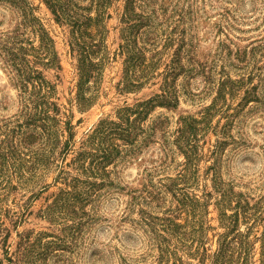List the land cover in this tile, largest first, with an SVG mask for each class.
Segmentation results:
<instances>
[{
  "label": "rangeland",
  "instance_id": "rangeland-1",
  "mask_svg": "<svg viewBox=\"0 0 264 264\" xmlns=\"http://www.w3.org/2000/svg\"><path fill=\"white\" fill-rule=\"evenodd\" d=\"M29 1L35 7L37 21L55 41L58 53L57 64L36 63V68L56 84L63 139L68 137L66 122L71 121L75 146L64 157L63 169L70 172L64 176H58L60 169L53 166L49 172H41L24 183L11 171L9 178L13 188L0 202V264H28L32 254L24 252L25 244L21 241L30 232L31 238L41 234L43 243L46 242V247L40 244L33 252L39 264H158L157 232L163 233L162 218H172L188 230L195 220L203 221L204 246L210 259L200 262L198 257L182 255L186 264H212V255L219 249L222 235L230 231L221 220L222 197L215 188V179L222 180L227 188L242 195L250 204L264 196V0H134L137 13L150 11L152 14L151 25L138 29L141 32L139 44H142L144 31L152 26L162 37L160 46L165 37L175 38V48L180 44L183 49L191 48L190 55L195 61L206 63L212 76L209 84L202 74H195L190 79L192 93L187 95L182 87L185 77L181 75L177 81L179 102L157 106L143 121L144 129H149L162 115L167 124L166 135L173 139L174 131L183 123V116L191 114L200 118V111L218 95L225 76L239 84L233 94L228 91L224 99L218 101L212 115L201 125L205 129L198 134L200 177L193 190L202 202L209 200L207 214H193L189 208L182 207L179 196L170 193L160 198L158 205L149 198L138 197L145 191L151 176L152 184L158 186L160 179L176 176L183 167L185 155L173 142L174 153L170 155L174 160L165 159L169 147L164 144L160 131L151 141H144L142 133L143 141L140 140L137 150L122 152L107 165V175L92 178L96 189L90 199H65L63 190L72 189L70 174H77L71 162L100 119L109 114L114 117L117 108L125 102L133 104L138 98L162 92L164 76L159 75L155 83L137 92L123 91L124 56L116 55V51L124 42L122 33L128 25L123 19L127 0H108L101 15L92 0H74L77 5L74 9L82 14L80 34L86 29L88 14L104 25L103 54L106 56L98 84L93 77L90 82L99 91L97 99L80 110L76 98L77 51L71 52L75 27L60 20L47 0ZM21 20L20 10L14 4L0 1V41L6 33L20 26ZM92 31H97L93 25ZM25 38L32 41L35 48L41 43L39 33L31 28L26 30ZM29 54L34 63L36 51ZM24 96L17 75L0 48V141L10 136L17 123L23 124ZM118 143L124 147L122 141ZM164 164L166 167L162 169ZM204 192L211 195L206 197ZM55 201L57 206H51L53 212L47 214L48 206ZM231 204L227 208L228 215L235 211L237 203ZM145 211L149 214H144ZM261 213L255 222L247 221L242 214L239 221V230L250 231L255 241L256 264H262L263 260L264 202ZM251 225H254L252 230ZM228 236L231 241L234 234Z\"/></svg>",
  "mask_w": 264,
  "mask_h": 264
},
{
  "label": "trees",
  "instance_id": "trees-1",
  "mask_svg": "<svg viewBox=\"0 0 264 264\" xmlns=\"http://www.w3.org/2000/svg\"><path fill=\"white\" fill-rule=\"evenodd\" d=\"M0 1L11 2L20 10L22 15L20 26L6 33L0 41V48L15 71L17 81L25 93V104L21 114L24 118L23 124L17 123L10 136L6 140L0 141L1 202L5 200L4 196L8 194L7 191L13 188L9 178L11 171L15 172L24 183L31 181L41 172L44 174L49 172L53 166L60 169L58 174L60 177L70 173L63 169L65 166L64 157H67L70 151L74 149L75 140L74 126L71 121L66 122L68 137L63 139L64 128H62L59 119L60 107L57 101L59 98L57 86L36 68V63H42L46 66L57 64L58 53L55 41L42 24L37 21L38 18L34 14L35 7L32 6L31 1ZM47 1L57 12L60 20L67 21L75 27L71 52L74 54L75 50L77 51L78 61L75 69L78 71L79 80L76 98L79 109L84 110L95 102L99 94V91H96L94 87L103 74V64L106 57L103 54L105 49L104 25L98 24L97 21L99 20L88 14L85 16L87 19L86 29L80 34L79 27L82 29L83 25H80L81 19L79 17L82 14L74 9L77 7L74 0ZM92 2L97 7L99 15L104 13L108 0H92ZM134 5V0H127L123 19L127 20L128 25L122 33L124 42L116 51V55L124 56L122 89L125 92H137L147 84L155 83L154 80L159 75H163L164 81L160 86L162 92H154L149 97L138 98L133 104L125 102L117 108L114 117L109 114L100 119L92 133L82 142L77 155L71 162L77 174H70L73 176L69 184L72 189L63 190L65 199H79V197L84 200L90 199L96 189L92 178L107 175V165L121 156L122 152L132 153L137 150L140 140L143 141L140 139L142 133L144 141H151L160 131L164 137V144L169 147L165 152V159H169L168 162L174 160V157L170 155V153H174L172 151L173 142L185 155V160L182 162L183 167L176 176L167 177L166 180L160 179L158 186L152 184L153 177L151 176L149 184L144 187L145 191L142 190L138 197L141 196L144 200L149 198L158 205L160 198H163L166 193H170L174 197L179 196L182 207L189 208L193 214H207L209 212V200L206 199L202 202L199 194L193 190V185L199 182L200 177L198 134L205 129L201 125L212 115L218 101L223 100L228 91L233 94L235 87L238 88L239 84L237 85V82L229 76H225L220 82L218 95L211 104L200 111V118L191 114L183 116V123L174 131L173 139L166 135L168 132L167 124L162 115L157 117L149 129H144L143 121L157 106H172L179 102L177 81L181 75L185 77L182 87L183 92L187 95L192 93L190 79L195 74H202L209 84L212 83V76L208 71L211 69L206 68V63L195 61L194 57L190 55L192 53L191 48L183 49L181 44L175 48V38L165 37L163 45L160 46L162 37L152 26L144 31L142 44H139L141 32L138 29L143 25H151L152 14L150 11L137 13ZM133 20L135 22H132ZM92 25L96 27V32L92 31ZM29 28L39 33L41 43L38 48L33 46L32 41H26L25 33ZM94 36L99 37L95 38ZM26 43L31 44V46H27ZM32 50L36 51L34 63H32L29 54ZM162 67L163 70L161 71ZM92 77L95 81L94 85L90 84ZM206 123L208 122L206 121ZM118 141L123 142L125 149L121 147ZM163 167H166V164L161 166L162 169ZM215 182V188L222 197L220 201L221 220L230 231L222 235L220 247L212 255V264H256L255 241L251 239L250 231L245 233L239 230V221L240 214L247 221H257L260 218L259 214H262L261 207L264 196L256 203L250 204L248 200L243 199L242 195H237L227 188L222 180L215 179ZM109 183L113 185V182ZM203 195L207 197L211 193L204 192ZM233 201L237 203L234 208L235 211L228 215L227 208L232 205ZM51 206H57L56 201L55 204L48 206L47 214H52L53 208ZM143 213L147 214L148 212ZM150 219L152 220V218ZM161 220H163V224L160 227H162L163 233L157 232L158 264H186L182 254H186L189 258L198 257L200 262H204L207 258L210 259L207 248L204 246L206 236L202 229L203 221L195 220L194 224H191L193 227L188 230L172 218H162ZM194 225H199L200 228L197 229ZM253 226L251 225L249 228L252 230ZM164 232L170 236L165 235ZM230 232L234 234L231 241L228 240ZM31 233L24 235L21 243L25 244L24 252L32 254L30 261H27L28 264H39L33 252L40 244L46 247V242L43 243L41 234L31 238ZM262 235L264 242V232ZM196 242L197 245H195ZM261 263L264 264V252Z\"/></svg>",
  "mask_w": 264,
  "mask_h": 264
}]
</instances>
